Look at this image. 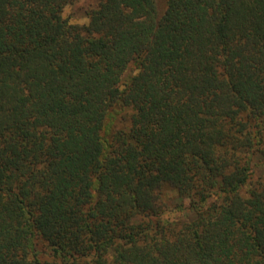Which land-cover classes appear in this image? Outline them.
I'll return each instance as SVG.
<instances>
[{
  "label": "trees",
  "instance_id": "16d2710c",
  "mask_svg": "<svg viewBox=\"0 0 264 264\" xmlns=\"http://www.w3.org/2000/svg\"><path fill=\"white\" fill-rule=\"evenodd\" d=\"M74 1L0 0V264H264V0Z\"/></svg>",
  "mask_w": 264,
  "mask_h": 264
},
{
  "label": "rangeland",
  "instance_id": "374dc122",
  "mask_svg": "<svg viewBox=\"0 0 264 264\" xmlns=\"http://www.w3.org/2000/svg\"><path fill=\"white\" fill-rule=\"evenodd\" d=\"M158 9L162 11L165 8V4L167 0H156ZM96 0H76L72 4L67 5L63 11L62 16L68 20L71 24H86L88 22V12L95 8ZM135 68L134 66H129L126 70L123 80H126L130 75L134 74ZM259 173H263V168L259 165L258 167ZM170 201L172 203H176L178 201L175 193L168 192L167 193ZM179 202V201H178ZM165 219H172L175 217V213H167L165 214Z\"/></svg>",
  "mask_w": 264,
  "mask_h": 264
}]
</instances>
